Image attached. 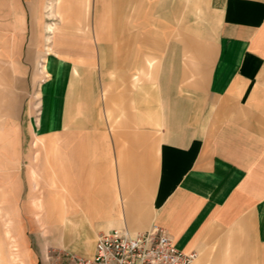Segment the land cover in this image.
Listing matches in <instances>:
<instances>
[{"label": "crops", "instance_id": "1", "mask_svg": "<svg viewBox=\"0 0 264 264\" xmlns=\"http://www.w3.org/2000/svg\"><path fill=\"white\" fill-rule=\"evenodd\" d=\"M210 6L218 19L212 26L216 47L196 102L188 93L185 119L177 108L163 113L155 102L144 113L154 116L153 123H141L131 136L124 124L112 128L98 119L110 103L99 93L88 41L65 33L43 39L38 50H49L29 118L35 136L52 143L46 164L57 176L46 177L39 163H30L28 174L33 189L41 178L43 187L56 190L59 220H68L66 206L90 211L88 224L75 221L72 227H129L125 196L139 212L146 188L149 211L140 209L142 219L132 215L133 229L164 227L178 248L197 253L196 264H264V0H210ZM138 40L134 52L161 51V41L145 27ZM103 46L109 52V44ZM143 99L163 97L154 91ZM2 169L0 187L12 184L15 174L7 163ZM7 203L0 193V211ZM30 203L42 213L37 222L43 226L47 203L35 194ZM94 247L81 252L90 255Z\"/></svg>", "mask_w": 264, "mask_h": 264}, {"label": "rangeland", "instance_id": "2", "mask_svg": "<svg viewBox=\"0 0 264 264\" xmlns=\"http://www.w3.org/2000/svg\"><path fill=\"white\" fill-rule=\"evenodd\" d=\"M74 1L0 0V144L8 139L14 143L13 148L6 142L0 149V165L7 163L15 173L12 184L0 187L1 195L11 201L0 211V264H57L61 253L83 255L81 251L95 245L99 231L108 230L70 226L75 221L88 224L90 211L79 207L69 210L66 206L68 220H59L56 190L49 185L43 187L45 180L41 178L39 185L32 188L30 163H39L48 178L57 176L46 164L52 143L35 136L29 118L43 77V58L49 50H38L43 39L51 41L54 34L65 33L82 37L84 43L88 41L97 64L92 69L99 78V93L110 103L98 119L112 128L124 124V134L130 136L137 134L141 123H153L154 116L144 113L155 102L161 103L163 113L177 108L179 119H185L182 113L189 104L186 97L192 92L196 102L195 94L201 92L212 63L217 39V29L212 26L218 19L210 0H91L89 12L87 0ZM49 25L54 29L50 30ZM143 27L161 41L160 52L153 53L150 47L144 54L131 50L138 47V34ZM11 29L20 30L21 36L10 34ZM106 43L111 47L109 52L102 47ZM154 91L161 92L163 99H143ZM111 93L116 98L109 100ZM4 171H0L1 179ZM128 183V191L133 192L134 183ZM146 190L139 203L143 211H149L150 206ZM34 194L47 203L48 218L43 226L37 222L42 213L34 211L30 203ZM130 197L125 196L130 200L127 228L144 231L149 226L132 228L133 216L140 219L142 215L140 209L132 210ZM8 216L13 221V237L9 235ZM9 254L12 260L8 259Z\"/></svg>", "mask_w": 264, "mask_h": 264}, {"label": "built area", "instance_id": "3", "mask_svg": "<svg viewBox=\"0 0 264 264\" xmlns=\"http://www.w3.org/2000/svg\"><path fill=\"white\" fill-rule=\"evenodd\" d=\"M197 253L176 246L167 230L153 224L144 231L114 227L101 232L90 255L65 251L57 264H196Z\"/></svg>", "mask_w": 264, "mask_h": 264}, {"label": "bare ground", "instance_id": "4", "mask_svg": "<svg viewBox=\"0 0 264 264\" xmlns=\"http://www.w3.org/2000/svg\"><path fill=\"white\" fill-rule=\"evenodd\" d=\"M3 259V258H2Z\"/></svg>", "mask_w": 264, "mask_h": 264}]
</instances>
